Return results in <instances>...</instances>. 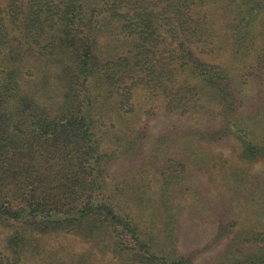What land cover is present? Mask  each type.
<instances>
[{
  "label": "trees",
  "instance_id": "16d2710c",
  "mask_svg": "<svg viewBox=\"0 0 264 264\" xmlns=\"http://www.w3.org/2000/svg\"><path fill=\"white\" fill-rule=\"evenodd\" d=\"M256 164L264 0H0V264H264Z\"/></svg>",
  "mask_w": 264,
  "mask_h": 264
},
{
  "label": "rangeland",
  "instance_id": "374dc122",
  "mask_svg": "<svg viewBox=\"0 0 264 264\" xmlns=\"http://www.w3.org/2000/svg\"><path fill=\"white\" fill-rule=\"evenodd\" d=\"M110 45L111 46L109 48H106V50H107V56L112 58L115 56V49H114V45H112V44H110ZM213 153H220L223 156H226L227 158H231L232 154H233V148H232V145L229 143H226V144L222 143L220 145L218 144V145L213 146ZM263 168H264V165H262V164H256L253 166V170L255 172H258V171L262 170ZM203 178H205V177L203 176ZM204 180L205 179H203L202 181H204ZM233 203H234V201H233ZM189 229L191 231H193L192 228H189ZM209 231L211 233V227L203 222L202 227L199 229V233H202V239L198 244L199 246L204 245V242L206 241V235L209 233ZM189 242H192V240L190 239L189 241H186L185 244L182 245L183 248H185V246H187V243H189ZM61 244L64 246L66 245L69 253L72 255L77 254V253H81L85 250V246L81 242H79L77 240H70V238L64 239V237H63Z\"/></svg>",
  "mask_w": 264,
  "mask_h": 264
}]
</instances>
